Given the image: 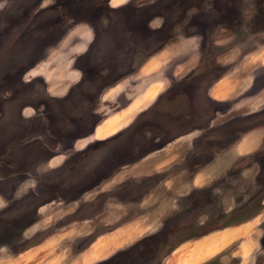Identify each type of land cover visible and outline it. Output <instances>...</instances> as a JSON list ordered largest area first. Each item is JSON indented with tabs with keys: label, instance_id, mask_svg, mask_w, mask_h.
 Instances as JSON below:
<instances>
[{
	"label": "rangeland",
	"instance_id": "rangeland-1",
	"mask_svg": "<svg viewBox=\"0 0 264 264\" xmlns=\"http://www.w3.org/2000/svg\"><path fill=\"white\" fill-rule=\"evenodd\" d=\"M160 261L264 264V0H0V264Z\"/></svg>",
	"mask_w": 264,
	"mask_h": 264
},
{
	"label": "crops",
	"instance_id": "crops-1",
	"mask_svg": "<svg viewBox=\"0 0 264 264\" xmlns=\"http://www.w3.org/2000/svg\"><path fill=\"white\" fill-rule=\"evenodd\" d=\"M168 141H169V142H168L169 144H171V143H175V138H174V139H169Z\"/></svg>",
	"mask_w": 264,
	"mask_h": 264
},
{
	"label": "flooded vegetation",
	"instance_id": "flooded-vegetation-1",
	"mask_svg": "<svg viewBox=\"0 0 264 264\" xmlns=\"http://www.w3.org/2000/svg\"><path fill=\"white\" fill-rule=\"evenodd\" d=\"M162 242H163V240L160 241V243H162ZM135 244L139 245V243H137V242H135ZM159 246H160V245H158V247H159ZM158 264H161V261H160Z\"/></svg>",
	"mask_w": 264,
	"mask_h": 264
},
{
	"label": "bare ground",
	"instance_id": "bare-ground-1",
	"mask_svg": "<svg viewBox=\"0 0 264 264\" xmlns=\"http://www.w3.org/2000/svg\"><path fill=\"white\" fill-rule=\"evenodd\" d=\"M228 231V230H227ZM230 231H231V229H230ZM232 232V231H231ZM228 233V232H227ZM233 233V232H232ZM232 233H230V234H232ZM226 234V233H225ZM228 236H229V234H227ZM173 257V256H172Z\"/></svg>",
	"mask_w": 264,
	"mask_h": 264
}]
</instances>
